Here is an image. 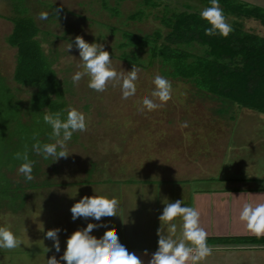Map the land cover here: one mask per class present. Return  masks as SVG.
Returning <instances> with one entry per match:
<instances>
[{"label":"rangeland","instance_id":"rangeland-1","mask_svg":"<svg viewBox=\"0 0 264 264\" xmlns=\"http://www.w3.org/2000/svg\"><path fill=\"white\" fill-rule=\"evenodd\" d=\"M156 1L158 4L162 2L163 5L153 8L152 13L141 21H133L128 17L139 9L147 8L143 0H9V3L8 0H0V14L9 15L13 12L26 15L28 12L27 15L33 17L40 29L38 38L42 49L52 61V67L57 75L60 102L64 103V109L70 106L81 111L86 122L85 129L73 132L70 140L66 142L65 150L68 152L66 156L52 160V157L45 159L39 155L36 160L38 172H32L30 180L25 181L23 174L17 172V168L11 170V165L6 167L2 165L4 148L15 144L16 138H13L12 133L18 130L33 131L41 124L34 125L36 114L30 107L27 108L35 89L16 85L12 80L16 52L6 43L12 24L0 19V178L5 175L12 187L20 185L28 190H31L27 187L30 182L36 185L50 184L36 191H27L29 197L24 212L9 214L0 201V225L8 227L19 240V245L15 248L0 249V264H45L44 258L49 255L59 258L64 248L65 237L92 219L80 216L75 220L70 219L69 206L81 196L94 194L115 197L118 201L117 215H113L110 220L101 217L98 223L102 225L98 227L105 230L113 229L117 235L120 229L118 226L126 222L124 228L128 227V234L122 229L126 238L130 237L135 224L139 227L143 224V210H140L144 204L142 198L155 196L153 202L162 199L167 192L166 189L186 180L183 174L194 178L205 169L206 173L221 180L216 184L206 181L189 183H203L205 184L203 189L215 188L219 183H222V187L239 189L247 183L242 182L243 179L255 178L254 192L264 190V114L239 107L225 109L218 116V120H221L224 126L220 127L218 133L213 132L210 128V125H214L211 124L213 119L211 114L224 107L218 101H211L202 94L197 92L193 94L188 84L184 87L188 90L186 93L183 92L184 95L175 85L176 87H170L169 98L166 101L160 102L152 97L154 102L162 106L152 110L143 109L140 101L144 96L150 95V90L154 87L153 76L160 75L155 65L147 69L137 67L135 92L125 99L120 97L118 81H107L102 91H96L87 86L86 76L82 75L76 83L70 79L71 74L79 70L77 66L80 61L78 50L74 46L65 49V45L67 42L72 43V38L76 35H80L86 42L100 43L109 53L111 67L126 75L132 66L114 56L130 49L119 47L121 35L110 26L134 33L138 30L150 33L160 26L162 16L170 15L172 8L169 4L175 3V0ZM238 1L264 8V0ZM198 3L197 0H179L175 6L196 7ZM114 9L119 11L117 16L112 15ZM40 11H47L46 19L39 18ZM146 11L151 12L150 9ZM253 25L254 21L247 20L244 27L252 29ZM110 29L112 34L109 32ZM258 31L264 36L262 27L258 26L253 30L257 34ZM190 50L200 51L197 46ZM139 57L145 60L146 54L140 53ZM191 112L204 117L197 126L188 117ZM10 113L14 114L7 120ZM16 136L17 134L14 135ZM21 138L22 135L20 141ZM212 138L215 140L209 141ZM17 139L16 144L19 143V138ZM151 142L155 146L151 155L156 157L165 154L161 162L166 163L163 166L175 164L180 170L170 172L169 169L160 167L161 174L157 171L158 174H150L148 177L150 180L157 177L165 178L163 182L157 180L150 188L140 184L141 173L137 174L138 168L142 169L145 166H140L137 162L140 161V157L144 161L143 150ZM175 149L176 152H173ZM196 160L200 161L196 163ZM145 163H148V159H145ZM91 169L93 171L89 173ZM147 173H151L150 169H147ZM174 175L176 179H172ZM132 179L136 183L123 182ZM206 191L208 190H201ZM254 192L252 194L256 195ZM246 200V197L240 196L238 204ZM134 216L138 219L137 223ZM142 226L144 228L145 225ZM50 228L60 229L57 232L60 252H55L51 239L44 237V231ZM139 233L143 236L147 234L144 230ZM90 234L96 237V228L91 229ZM236 240L238 239L232 241ZM213 243L210 245L214 246ZM141 245L150 244L144 242ZM249 252L251 254H248ZM236 257L238 263L264 264V251L257 249L237 253ZM60 264L64 262L60 261Z\"/></svg>","mask_w":264,"mask_h":264},{"label":"trees","instance_id":"trees-1","mask_svg":"<svg viewBox=\"0 0 264 264\" xmlns=\"http://www.w3.org/2000/svg\"><path fill=\"white\" fill-rule=\"evenodd\" d=\"M197 1L199 3L196 7L184 5L182 8H177L175 5L179 0L170 3L172 8L170 15L162 16L160 26L150 33L140 30L134 33L121 28L117 29L116 26L111 25L110 27L119 31L118 33L121 35L119 47L130 49L128 52L115 55L114 58L142 69L155 65L160 75L169 81L171 88L177 85V89L183 94V92H188L184 88L188 84L193 94L197 92L211 101H218L224 108H219L211 114L213 118L211 124L214 125H210L213 132L218 133L220 127L224 126L221 120H218V116L225 109L239 107L264 114V36L259 31L258 34L253 32L258 26L264 30V8L238 0H218V7L222 9L226 22L230 25V31L227 35H205L203 28L207 24L199 17L198 13L200 7L203 8L208 4V0ZM156 2V0H143V4L147 8L139 9L128 19L141 21L148 17L153 8L163 5L162 2L160 4ZM147 9H150L151 12H147ZM118 13L117 9L112 11L113 16H117ZM27 14L28 12L26 15L13 12L9 15L0 14V19L12 24L11 32L6 38L8 46L15 49L16 52L12 80L16 85L35 89L27 108L30 107L36 114L37 119L34 125L41 124V126L36 127L34 132L28 130L19 132L18 130L12 133L13 138H16L17 141V137L19 138V143L16 144L15 140L14 145L10 144L11 146L8 145L4 148L2 165H5L4 167L11 165V170L17 168L21 161L14 154L23 152L27 147L28 157L33 161L32 172H38L36 160L40 154L32 151V141L35 139L43 143L50 140L48 136L50 127L42 120V114L45 111L62 110L65 105L60 102L59 82L52 67L53 63L45 54L38 38L40 29L33 17ZM247 20L254 21L252 29H245ZM109 32L112 34L111 29ZM193 46L199 47L200 51L192 52L190 48ZM140 53L146 54L145 60L140 59ZM10 114L7 120L12 118L14 113ZM190 114L188 117L196 126L204 118L194 115V112ZM61 118H63V113ZM3 122L6 121L3 120ZM29 123L31 124V121ZM15 134H17L16 137H14ZM21 135L23 138L20 141ZM212 140L215 138L209 141ZM145 147L143 150L144 161L140 157V161L137 162L145 168H138L139 171L136 173H141L139 175L140 184L151 188V185L156 184L157 180L163 182L165 177L151 178L153 180H150L148 176L157 173V171L161 174L160 167L174 172L175 164L163 166L166 164L165 162L161 163L165 154L156 157L151 155L152 149L155 148L153 142ZM173 152H176V149ZM145 159H148V163H145ZM147 169H150L151 173H147ZM92 171L93 169L89 173ZM143 172H145L144 176H142ZM172 179H176V175ZM123 182L125 184L136 183L133 179ZM49 185L48 183L36 185L30 182L27 187L31 190L22 188L20 185L12 187L9 179L3 175L0 178V201L3 202L2 205L6 207L9 214L24 212L27 209L26 204L29 197L27 191H36L38 188ZM251 239L256 243H264V237ZM209 241L222 243L231 240L219 238Z\"/></svg>","mask_w":264,"mask_h":264},{"label":"clouds","instance_id":"clouds-1","mask_svg":"<svg viewBox=\"0 0 264 264\" xmlns=\"http://www.w3.org/2000/svg\"><path fill=\"white\" fill-rule=\"evenodd\" d=\"M40 19H46L47 11L39 12ZM199 17L207 24L203 28L205 35H227L230 25L226 22L222 9L218 7V0H208V4L201 8ZM73 42L65 45V49L75 47L78 50L80 64L79 70L71 74L73 83L80 80L81 76L87 77V86L96 91H102L107 81H118L120 97L125 99L135 92L138 68L133 66L126 75L117 72L111 67L108 51L98 42H86L80 35L72 38ZM154 87L150 95H146L140 101L143 109L152 110L162 106L154 102L152 97L160 102L169 98L170 83L162 75H154L152 78ZM63 113V118L61 115ZM42 120L50 127L48 133L50 142L33 141V152L39 153L42 158L64 157L68 153L65 145L72 137L73 132L83 131L86 127L84 114L73 107L58 111H45ZM186 123V122H184ZM21 162L17 166V172L23 174L25 181L32 178L33 161L28 157L25 147L23 152L14 154ZM118 201L115 197L98 195L81 196L79 200L69 206L70 219L77 216L91 217L82 228H77L65 237L63 251L60 252V244L57 238L59 228H50L44 231V237L51 239L52 249L60 252L59 258L49 255L45 264H141V260L124 245L118 242L115 232L105 230L100 238L90 234V230L99 226L100 218L110 220L116 214ZM199 211L181 199L164 202L157 217L159 226L156 229V248L151 253L147 264H185L191 261L202 260L212 249L206 243L207 233L200 226ZM177 218L179 220V232L177 234ZM238 219L243 222L244 228L257 236L264 233V201L241 203L238 211ZM96 221L97 223H94ZM123 222V221H121ZM19 240L6 226L0 225V249L15 248ZM47 251V249H45Z\"/></svg>","mask_w":264,"mask_h":264},{"label":"crops","instance_id":"crops-1","mask_svg":"<svg viewBox=\"0 0 264 264\" xmlns=\"http://www.w3.org/2000/svg\"><path fill=\"white\" fill-rule=\"evenodd\" d=\"M200 160H196L198 163ZM203 161V159H201ZM191 161H187V163ZM176 167V165H174ZM175 170H180V168ZM198 174V173H197ZM186 178L182 183L175 184L173 188L171 186L166 189V194L162 196V199L156 198L157 201L153 202L155 196H148V198H142L144 204L141 205L143 210L142 225L140 227L135 224L131 232L130 237L126 238L123 235L122 229H125L126 234L128 227H125L126 222L119 225L120 228L117 234L118 242L124 245V247L133 252L140 260L141 264H147L151 253L156 248L157 233L156 229L159 226V221L157 219L160 210L162 209L164 201H173L176 199H181L182 203L188 204L195 207L199 213L200 226L207 233L206 243L211 247L212 251L206 255L202 260H198L195 264H242L238 263L236 254L243 253L252 249H257L259 251H264V243H256L252 241L251 238L264 237V233L257 236L250 233L244 228L243 222L238 219V211L241 204H238V197H246L248 202L256 203L264 201V190L254 192L256 188H253L256 184L255 178H246L242 182H247L243 184L239 189H230V187H222V183H219L215 188L203 189L205 184H189L194 181H202L216 184L221 181L215 179L214 175L206 173L204 169L203 173L198 176L191 178L187 174H183ZM176 183V181H174ZM184 184V185H183ZM248 184H251L248 186ZM195 188V189H194ZM201 190H208L206 192H201ZM254 192L256 195H253ZM146 194V193H145ZM232 197V201H231ZM237 200V202H236ZM130 209L132 207L130 206ZM129 210V209H128ZM128 210L126 214H128ZM123 213V210L121 211ZM134 220L137 223L138 219L134 216ZM99 225H102L101 223ZM138 226V227H136ZM144 230L147 234L144 236L140 235L139 231ZM113 231V229H109ZM105 229L101 227H96V237L100 238ZM179 232V220L177 218V234ZM228 239L231 241H226L222 243L214 242V246L210 245V239ZM247 238V241H240ZM251 239V240H248ZM238 239L236 241H232ZM134 241V243H133ZM144 242H148L150 245H141ZM256 244L257 247L254 248ZM228 245V246H227ZM253 247V248H251ZM248 254H251L250 252ZM243 258V257H242ZM242 261V259H241ZM185 264H192L191 261H186Z\"/></svg>","mask_w":264,"mask_h":264}]
</instances>
